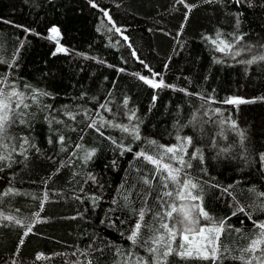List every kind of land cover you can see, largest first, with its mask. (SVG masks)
Returning a JSON list of instances; mask_svg holds the SVG:
<instances>
[{
  "label": "trees",
  "instance_id": "16d2710c",
  "mask_svg": "<svg viewBox=\"0 0 264 264\" xmlns=\"http://www.w3.org/2000/svg\"><path fill=\"white\" fill-rule=\"evenodd\" d=\"M95 2L98 8H93L89 0H0V20L12 22H0V58L11 61L17 49H20L16 58L18 67L8 69L7 65L0 64V73H10L9 82L15 81L21 88L25 83H30L35 88L51 93L54 98L44 97L43 104L53 105L55 109L68 105L69 110L76 112L77 106H80L76 121L68 119L63 110L51 113L64 121L63 124H53L52 127L58 130L55 134L49 131L44 120L47 113L34 106L31 111H35L36 116L31 135L41 149L40 154H30L27 167L19 163L10 168L0 165L3 168L0 171V189L12 187L20 193L2 198L0 213L3 215H11L28 223L39 211V197L45 191L49 195L40 214L42 222L36 223L32 233L24 238L19 255L16 254L17 244L25 229L0 220V264H12L14 260L17 264H72L77 258L72 253L77 248L85 249L93 239L96 245L104 247L101 238L110 244L122 246L125 251L131 249L125 237L135 224L136 217L130 215L127 208L108 213L107 217L105 212L112 207L114 197L123 205L124 201L117 192L121 184L125 188L135 184L137 189L145 192L149 190L140 182V177H151L152 165L143 159H135V153L141 149L150 153L158 151V148L147 144L146 140H156L165 146L175 144L179 126L187 125L202 103L197 95L189 96L171 89L154 90L134 73L149 78L151 72L160 73L168 84L191 93L212 96L217 101L227 97L257 98V102L240 105L238 110L232 105H211L212 108L224 111L223 118L231 114L232 119L244 131L246 153L240 145L239 137L227 125L224 126V135L220 136L217 135L219 125L204 123L208 120L203 115L204 109L198 114L197 125L183 127L180 135L192 136L195 146L203 149L204 163L193 161V167L189 171L202 183L207 182L204 186L203 206L211 216L216 219L228 217L234 210L235 205L229 206L232 198L221 192V188L234 185L231 189L233 195L245 206L252 205L257 199L255 193L248 191L249 188L255 187L257 192L264 191V170H261L259 162L260 154L264 153V100L258 99L264 97V62L251 66L240 63L253 55L264 54V7L255 6L260 0H253V7H248L247 4L237 7L231 0L213 4H204L202 0H187L190 4H198V7L190 13L183 34L178 38L179 43L175 37L187 10L183 5L176 4L175 0ZM100 9L109 12L116 27L128 37L127 41L115 30L108 31L112 25ZM240 12L243 15L239 17L237 27L234 13ZM14 25H24L45 37L51 26H58L62 34L60 44L69 49L70 54L53 56L56 48L54 42L35 35L26 36L21 28ZM218 31L229 42H234L231 34L243 35V40L236 44L234 51L245 50L235 59L231 55L215 51L211 40L215 39ZM21 41L23 48H20ZM129 44L131 48L128 47ZM249 45L251 51H247ZM133 50L143 64L133 57ZM217 60L221 62L217 63ZM145 64L151 72L144 67ZM165 64L168 65L167 69ZM118 69L124 71L120 72ZM82 94L83 99H80ZM154 94L157 99L155 107H152ZM125 98L129 100L128 108L135 109L137 116L142 118L140 141H134L131 136L115 128L105 127L102 129L104 135L101 136L86 127L83 110L89 109L91 115L95 116L101 103H108L112 109L111 113L100 110L107 119L128 124L125 115L127 109L123 107ZM72 128L76 131H72ZM13 131L25 130L14 128ZM49 135L53 139L51 145L47 142ZM57 135L66 137V151H61L55 142ZM80 136H83V140L79 139ZM105 137H111L117 144L122 141L132 151L120 155V149ZM77 143L97 150L92 161L83 164L80 159L71 156ZM222 148L229 151L220 153ZM191 151L192 148L189 149ZM77 155H82V151ZM241 155H246L249 162L245 163ZM113 160L116 161L115 166ZM62 162L68 166L61 168L56 174V169ZM89 173L95 175L96 184L91 181L85 183ZM214 184H218L220 188L211 187ZM160 190L157 178L153 182L147 205L152 213L161 210L157 200ZM33 195L38 199H33ZM93 195L102 197L95 209L89 199ZM75 196L82 197L83 203L74 199ZM141 206L142 201L135 200L134 207L138 209ZM249 211L252 212L253 220H264V212L254 208ZM152 213L145 217V223L156 224ZM74 216L77 219H71ZM116 216H120L125 222L117 220L116 227H113L111 219ZM102 218L105 219V224L100 223ZM241 220L244 221L243 224ZM228 224L242 231L239 234L234 230L225 232L222 242L233 249L244 247L253 235L252 221L240 213L233 216ZM121 232L124 236L120 235ZM147 235L148 231L142 230V236ZM134 251L147 256L143 248ZM113 252L114 248L106 247L100 264H114L117 257ZM38 254L45 258L36 260ZM95 256H100V253ZM80 259L83 260L84 257ZM93 259L95 264V257ZM169 259L177 260V264H211V261H181L177 257ZM224 264L240 262L229 259Z\"/></svg>",
  "mask_w": 264,
  "mask_h": 264
},
{
  "label": "snow or ice",
  "instance_id": "6c2138e0",
  "mask_svg": "<svg viewBox=\"0 0 264 264\" xmlns=\"http://www.w3.org/2000/svg\"><path fill=\"white\" fill-rule=\"evenodd\" d=\"M221 2L222 0H202L204 4ZM89 3L93 8L99 7L95 0H89ZM175 3L183 5L187 10L184 13V20L181 22L175 37L179 43L178 38L183 34V29L189 19V15L193 9L198 7V4H190L187 0H175ZM231 3L236 4L237 7H240L242 4H247L248 7L254 6L253 0H231ZM255 6L264 7V0H260L259 4ZM100 11L103 12L104 17H106L108 22L112 25L108 31L111 32L115 30L116 33L123 36L124 41H127L128 37L123 35L119 27H116L109 12L105 9H100ZM234 15L237 17L236 25L238 27L240 23L239 17L242 16L243 13H234ZM0 22L6 24L12 23L6 20H0ZM14 26L21 28L26 36L35 35L54 42L56 48L52 53L53 56L57 54H70V50L60 44L62 34L58 26H51L48 29V35L46 37L24 25ZM231 35L233 36L234 42L223 39L222 33L218 31L215 39L211 40V43L215 46V51L224 53L225 55H231V57L235 59V57L239 56L241 52L245 50L238 49L234 51L236 44H239L243 40V35L236 36L234 33ZM128 47L131 48V44H129ZM20 48H23V41H21ZM19 50L18 48L16 53H14L11 61L0 58V64L7 65L8 69L14 66L18 67V65H16V58L19 55ZM247 51H251V45L247 46ZM77 55L83 54L77 53ZM132 55L136 57L135 50L132 51ZM88 58L90 57H85V59ZM136 59L139 60V57H136ZM99 62L102 63V61ZM139 62L142 64L144 63L142 60H139ZM216 62L220 63L221 61L217 60ZM258 62H264V54L253 55L250 59L240 61V63L249 66ZM144 67L148 68V65L145 64ZM167 67L168 65L165 64V69H167ZM148 70L151 72L150 68H148ZM118 71L123 72L124 69H118ZM133 75L154 90L171 89L173 91L184 92L185 95L189 96L197 95L202 103L200 107L196 109L195 113L188 121V124L179 126L175 136V144L165 146L159 144L156 140H146L147 144L158 148V151L150 153L141 149L135 153V159H143L147 164L152 165L151 177L148 175L140 177V182L149 190L145 192L143 189H137L135 184L125 188L124 184H121L117 192L124 201L123 205H120L119 200L114 197L112 200V207L105 212V216L107 217L108 213H115L121 208H127L130 215L136 217L135 224L125 237L131 245V249L125 251L122 246L110 244V242L104 238H101V243L104 245V247H101L96 245V241L93 239L85 249L77 248L76 251L72 253L73 256L77 257L72 261V264H94L93 257H95V264H100L101 257L104 256V249L109 246L114 248L113 255L117 257L114 264H177V260H170V257H177L181 261H211V264H224V261L229 259L232 261H239L240 264H264V220H253L252 212L249 211L250 208H254L264 212V191L257 192L255 187L249 188L248 191L255 193L257 199L252 205L245 206L233 195L231 189L234 185L221 188V192L226 193L232 198V203H230L229 206L233 207V205H235L234 210L228 217L216 219L211 216L203 206L204 186L207 182L202 183L199 178L192 176L189 171L193 167V161L199 160L201 164L204 163L203 149L195 146L192 136L180 135V130H182L183 127L197 125L199 120L198 114L201 109H204L203 115L208 117V120L204 121V123L212 122L219 125L220 131L217 135L220 136L224 135V126L227 125L228 128L239 137L240 145L246 153L247 149L244 148V141L246 139L244 131L241 130L238 123L232 119L231 114H229L227 118H223L224 111L220 108H212L211 105L216 103L232 105L238 110L240 105L257 102V98L245 99L242 97H227L222 101H217L212 96L206 97L203 94L191 93L174 84H168L160 73L151 72V78L141 75L140 73H134ZM9 76L10 73H0V165L10 168L13 164L19 163L27 167L30 154H40L41 152L35 137L31 135V130L34 127L33 121L36 116V112L31 111V109L35 106L37 110L47 113L44 116V120L48 124L49 131L55 134L58 130L52 127L53 124H63L64 121L52 116L51 113L63 110V114L67 116L68 119L76 121V116L80 114V106H77V111L73 112L69 110L68 105H62L61 109H55L53 105L43 104L44 97L54 98L51 93L43 89L35 88L30 83H25L23 88H21L15 81L10 83ZM157 77H159V79H157ZM109 95H111V93H109ZM80 99H83V94ZM156 99L157 95L154 94L152 97V107H155ZM258 99L264 100V97ZM128 104L129 100L125 98L123 100V107L127 109L125 115L129 121L128 124L117 123L115 120L107 119L101 114L100 110L102 109L104 112L111 113L112 109L109 108L108 103H101L95 111V116L91 115V110H83V115L87 121L86 127L88 129H93L101 136L104 135L102 129L105 127L115 128L121 133L131 136L134 141H140L142 139L140 124L143 121L141 117L137 116L135 109L128 108ZM150 110L151 109H149V111ZM214 117H221V119L214 120ZM14 128H22L25 131L14 132ZM202 130L201 128V131ZM72 131H76V129L72 128ZM25 132L27 134H25ZM105 138L109 139L116 148L120 149V155L132 151V148L124 145L122 141L117 144L111 137ZM79 139L83 140V136H80ZM47 142L49 145L53 143L51 135L48 136ZM55 142L60 146L61 151L67 150L65 147L66 137L64 135H57ZM213 147H215V140H213ZM190 148H192L193 151L189 152ZM80 151H82V155H77ZM96 151L95 148H86L83 144L77 143L75 145V151L71 153V156L80 159L83 164H87L93 160ZM228 151L229 149L222 148L220 153H227ZM220 153H218V155ZM15 157H20L21 159L17 160ZM49 159H52V157H49ZM241 159L245 160V163L249 162L246 155H241ZM259 162L261 170H264V153L260 154ZM112 163L114 166L116 165L115 160H113ZM66 166L68 165L62 162L56 169V174L59 173L61 168ZM2 170L3 168L0 167V171ZM137 171H139V169ZM74 175H76V173H74ZM157 178L159 179L161 188L157 195L161 210L152 213V209L147 205L148 199L152 194L153 182L156 181ZM88 181H91L93 184L97 183L95 175L91 173L88 174L85 183ZM46 184L47 182L45 181V186ZM100 187H102V185H100ZM211 187L220 188L218 184L211 185ZM121 189H123L122 192ZM80 191L82 192L83 188H81ZM19 194V191L12 187L0 189V203H2L3 197ZM25 195L31 194L25 193ZM32 198L38 199L35 195H33ZM39 199V211L33 215L28 223L14 216L0 213V220L12 222L25 229L17 244V255H19V251L24 244V238L32 233L36 223L42 222L40 214L44 210L45 203L49 200L48 192L45 191L43 196L39 197ZM74 199L83 203V198L80 196H75ZM89 199L93 209H95L101 202L102 197L93 195L89 197ZM137 199L142 201V206L138 209L134 207L135 200ZM87 210L86 208L85 211ZM150 213H152V219L156 221V224H152L151 222L145 223V217ZM240 213H243L248 220L252 221L254 231L244 247L233 249L227 244H224L221 238L225 232H230L232 230L237 234L241 233L242 229L235 228L234 225L228 224V221L233 216ZM80 215L82 216V214ZM71 219H77V217L74 216L71 217ZM117 220L121 223L125 222L120 216H116L114 219H111L113 227H116ZM100 223L105 224V219L102 218ZM243 223L244 221L241 220V224ZM144 229L149 233L146 237L142 236V230ZM120 235L124 236V233L121 232ZM137 248H143L147 256H141L138 252L134 251V249ZM234 252L238 254H234ZM96 253H100V256H95ZM80 257H84V259L81 260ZM44 258L42 254L36 256V260ZM12 264H17V261H12Z\"/></svg>",
  "mask_w": 264,
  "mask_h": 264
}]
</instances>
